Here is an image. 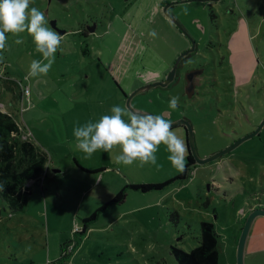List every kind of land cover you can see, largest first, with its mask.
Returning <instances> with one entry per match:
<instances>
[{"label":"rangeland","instance_id":"obj_1","mask_svg":"<svg viewBox=\"0 0 264 264\" xmlns=\"http://www.w3.org/2000/svg\"><path fill=\"white\" fill-rule=\"evenodd\" d=\"M148 1L139 3L147 6ZM31 7L45 13L49 28L59 34V30L69 32L60 34L64 39L46 76L24 79L31 61L42 59L27 32L7 34L8 46L0 53V111L12 114L49 159L47 175L44 172L30 187L27 207L23 211L6 207L0 216V264H178L171 246L186 251L196 247L202 220L214 223L219 234V264H236L242 219L256 208L254 198L264 203V127L233 151L195 165L185 180L176 179L147 192L128 188L123 204L114 203L99 212L115 191L116 178L106 173L104 188V182L95 184L92 174H74L73 129L111 114L113 106L127 107L118 84L123 82L121 71L140 44L162 56L171 69L191 42L162 9L149 23L144 18L139 23L138 18L125 17V0H31ZM169 11L197 43L198 51L186 64L202 62L216 81L199 86L195 99L185 95L183 82L157 86L136 95L132 106L154 115L168 112L171 121L188 119L204 158L227 148L264 115V0H196L175 4ZM85 27L96 29L101 36L75 33ZM152 30L156 38L148 35ZM18 38L24 42L16 44ZM99 49L105 51L103 62L98 61ZM119 60L116 72L113 62ZM7 77L16 84L7 82ZM20 84L28 88L23 95ZM248 92L252 100L244 97ZM173 96L179 97L175 110L169 108ZM99 97L104 99L103 105L98 103ZM54 113H62L61 125L53 119ZM247 116L252 124L247 123ZM174 130L186 142L184 128ZM114 151L95 152L91 158L79 151L77 156L91 165L102 160L111 164L120 154V150ZM134 175L142 180L155 178L146 167ZM174 211L180 217L177 225L168 215ZM96 212V219L80 234L83 219ZM245 261L264 264V216L252 225Z\"/></svg>","mask_w":264,"mask_h":264},{"label":"clouds","instance_id":"obj_2","mask_svg":"<svg viewBox=\"0 0 264 264\" xmlns=\"http://www.w3.org/2000/svg\"><path fill=\"white\" fill-rule=\"evenodd\" d=\"M30 4L31 0H0V53L8 46L7 34L19 36L27 32L35 51L42 56L41 60L31 61L25 80L49 73L64 39L47 26L45 13L38 8H30ZM148 35L156 38L157 33L152 30ZM23 42V39L15 40L16 44ZM178 103L179 97L173 96L169 108L177 109ZM110 112L96 122L89 121L73 129L75 146L85 154V158H91L98 150L110 153L119 148L120 154L114 157L115 163L131 166L138 162L140 167L152 165L159 170L163 165L158 163L157 153L163 145L172 168L185 171L188 146L173 129L168 112L150 115L121 106H113Z\"/></svg>","mask_w":264,"mask_h":264},{"label":"trees","instance_id":"obj_3","mask_svg":"<svg viewBox=\"0 0 264 264\" xmlns=\"http://www.w3.org/2000/svg\"><path fill=\"white\" fill-rule=\"evenodd\" d=\"M211 15L214 18L216 17L214 12ZM182 64L183 61L180 63V66ZM7 82L16 84V80L9 77H7ZM118 86L123 96L126 97L127 94L119 84ZM6 87L9 88L8 85ZM19 87L21 95H23V85L20 84ZM48 160L47 154L43 150H40L30 136L24 135L21 124L14 120L12 114L0 111V216L6 207L12 211H23L27 207L31 196L30 187L36 184L41 177L43 178ZM75 163L80 170L87 171L77 162ZM194 167L193 156L188 154L185 171L180 172L175 178L163 183H129L115 194L111 202L101 207L99 212L106 210L112 203L122 204L126 199V190L128 188L144 192L162 189L176 179L185 180L188 178ZM253 201H256L254 207H264L261 198H254ZM169 214L170 222L177 225L180 221L177 211L168 212ZM248 214L242 219L236 243ZM96 217L97 212L89 218L83 219V228L80 234L85 233L87 224L96 219ZM218 243L219 234L217 233L215 224L202 220L200 222L199 244L190 251L177 246H171V253L178 264H219ZM64 251L65 246L63 253ZM63 257L65 256L63 255L60 260Z\"/></svg>","mask_w":264,"mask_h":264},{"label":"crops","instance_id":"obj_4","mask_svg":"<svg viewBox=\"0 0 264 264\" xmlns=\"http://www.w3.org/2000/svg\"><path fill=\"white\" fill-rule=\"evenodd\" d=\"M140 1H142V0H133V1L132 0H125L126 6H127L126 10H128V12L124 15L125 17L132 16V18L133 17L138 18L137 22H139V23L143 22L142 18L145 19L144 20L145 23H149L151 21L156 20L157 17H159V15L162 14L161 13L162 5L164 3L169 2V0H153V1L150 0V1H148L147 6H145L144 2L139 3ZM138 5H139V7H138ZM136 6L138 7V9L136 8ZM128 7H129V9H128ZM129 11H131V12L129 13ZM75 31H77V32H75L77 34L80 33L82 35H85V36L88 35V36H92L94 38L101 36V35L96 33V29L92 30L90 33H84L85 31L83 28L75 30ZM68 32L69 31L66 30L65 33H68ZM97 54L99 56L98 61L103 62L102 59H103V55L105 54V51L103 49H99ZM120 60L117 62L116 61L113 62L114 63L113 68H112L113 70H115V71L119 70L120 65H117V64L120 63ZM169 69H170V65L168 64V62L166 60H164L162 58V56L154 53L151 48H150V50H148L145 48V46L143 44H140L139 47L135 50V52L132 54V57L129 60V63L127 64V67L124 68L123 71H121V79L123 82H120L121 83L120 87L128 95L136 87H140L141 85H143L145 83L164 79V77L167 73L166 71H169ZM138 82L140 84H138ZM4 88H6V86ZM124 99H125V97H124ZM97 101L101 105L104 104V99L102 97H99ZM55 103H56V100H55ZM62 118H63L62 113H54L53 114V119L58 123V125H61V119ZM76 119L79 120V118H76ZM94 119H92V120H94ZM21 127L23 129L24 135L26 136L27 134H26V131L24 129V126L21 125ZM177 128H179V127H177ZM182 138L184 139L185 137L182 136ZM70 140L73 141L72 147L74 148V150H72V154H73V158H74L73 167L75 168L73 170L74 174H79V172L81 174L82 172H84V171L80 170L75 165L76 164L75 162H77L81 167H83L84 169L87 170L85 173L92 174L91 176L94 178L93 180H96V181H94L95 184H97V183L101 184L104 182V188H105V174L106 173L113 174L114 177L116 178V183H117L116 186L117 187L115 186L116 187V188H114L115 191L110 192V194L107 197L108 200L105 201V204L109 203V201L111 199H113L115 194L118 191H120L125 185H127L129 183H135V184L163 183L165 181H168L170 179L175 178L180 173V171H177L176 169L172 168L171 164L168 161H162L163 159H167V155H168V153L166 152V149L163 145L161 147V150L158 151V153H157L158 156L162 157V160L158 161V163L162 164L163 167L160 168L159 170H157V168L155 166H152V165H145L143 167H140L138 162H134V164L131 166H124L122 164H117V163H115V161L112 162L111 164H106L103 160L100 162H94L93 165L83 163L79 160V158L77 156L79 150L75 146L76 145L75 137L70 138ZM117 151H119V148H115L114 152L116 153ZM104 153L105 152L103 150H98L96 152V154H104ZM45 154H46V152H45ZM51 161L56 163V160L51 159ZM46 167H47V165H46ZM144 167H146L147 169H149L153 172V175L155 177L154 179L145 178L142 180L140 178L135 177L134 174L136 172H138L139 170H141V168H144ZM134 169H136V170L133 174L132 171ZM55 171H58V170H55ZM45 172L47 175V171H45ZM158 174L163 178V180H161L162 178L160 180H158V178H159ZM75 176H78V175H75ZM94 185H92V186H94ZM103 194L105 197V192ZM101 197L102 196H99V198H101ZM112 204H114V203H112Z\"/></svg>","mask_w":264,"mask_h":264},{"label":"water","instance_id":"obj_5","mask_svg":"<svg viewBox=\"0 0 264 264\" xmlns=\"http://www.w3.org/2000/svg\"><path fill=\"white\" fill-rule=\"evenodd\" d=\"M192 1H196V0H177L174 2H168V3L163 5L162 10H163L164 15L168 19H170L174 23V25L178 28V30L190 40L191 46L187 50L183 51L178 56V58L175 60V62L173 64V67H171V69L168 71V73L166 74L164 79L145 83V84L141 85L139 88H137L136 90H134L133 92L129 93L125 97L126 106L128 108H131L135 111H138V112H141L144 114L154 115V114L147 112V111L135 109L132 106V99L136 95L143 93V92H145L151 88H154L157 86H161V87L169 86L170 83L173 82L175 77H176L179 64L188 55L192 54L195 51V48L197 46L196 40L192 38V36L187 32L185 27L169 11L170 8L175 4L187 3V2H192ZM198 1H203V2L210 1V2H212V1H219V0H198ZM53 25H54V27H56V21H53ZM59 32H60V34H64L66 32V30H59ZM188 84L189 85L185 88V92L188 95V97H191L192 94L194 93V90H195V84L191 83L190 79L188 80ZM171 122H172L173 128H177V127H184L185 128L186 144L188 146V154H191L193 156L194 165L206 164V163H208L212 160H215L216 158H218V157H220L226 153L233 151L234 149H236L239 145H241L246 140L254 138L255 136L259 135L260 131L264 127V117H263V119L259 122L258 126L255 128V130H253L252 132L238 138L236 141L231 143L227 148L203 158L200 156V154L198 152L195 133H194L192 123L189 120L184 119V118H180V119H177V120H174ZM259 216H264V207L253 208L246 217L245 223L243 225L242 231L240 233V236H239V239L237 242L236 264H246L245 256H246V247H247L248 236H249L250 230L252 228V225H253L255 219Z\"/></svg>","mask_w":264,"mask_h":264},{"label":"flooded vegetation","instance_id":"obj_6","mask_svg":"<svg viewBox=\"0 0 264 264\" xmlns=\"http://www.w3.org/2000/svg\"><path fill=\"white\" fill-rule=\"evenodd\" d=\"M164 4H166V3H164ZM163 4V5H164ZM163 5H162V7H163ZM128 9H129V7H128ZM153 22V21H152ZM92 30H94V28H88V29H86V27L84 28V33H90ZM198 51V47L196 46V48H195V52H197ZM195 52H193L192 54H190V55H188L184 60H183V64L180 66V64H179V67H178V70H177V74H176V77H175V79H174V81L173 82H175V81H178V82H183L184 84V86H185V88L189 85L188 84V80L190 79L191 80V83H193V84H195V90H194V93L192 94V96L191 97H189V98H191V99H195L196 98V94H200V92H198L197 91V88L200 86H206L207 84H211V85H214L213 83L216 81L214 78H213V72L211 71V70H209L208 68H206V66H203L202 65V62L201 63H193V62H191V63H188V64H186V59L187 58H189L191 55H193ZM213 61V60H212ZM232 70H233V66H232V68H231ZM190 73V74H189ZM189 75V76H188ZM232 75H233V82H234V84H236V82L238 83V79H237V77H236V75H235V73H234V70H233V72H232ZM173 82H171V83H173ZM243 83H245V85L247 86V84H248V82H243ZM250 85V84H249ZM248 85V86H249ZM239 88V87H238ZM240 90H241V88H240ZM239 90V91H240ZM252 90V88H250V87H248V91H251ZM185 95L188 97V95L186 94V92H185ZM243 96V95H242ZM217 96L215 95V98H216ZM244 97L245 98H250V100H252L251 99V93L250 92H248L247 93V95L245 94L244 95ZM264 104V103H263ZM262 104V105H263ZM253 107V112L255 111V108H254V106H252ZM252 107H251V110H252ZM242 108L245 110V108H244V106L242 105ZM254 115V114H253ZM182 117V116H181ZM263 117H264V115L258 120V122L255 124V126H254V128L252 129V130H250V131H245L243 134H248L249 132H252L253 130H255V128L258 126V124H259V122L263 119ZM184 119H186L185 117H183ZM253 118L255 119V118H257V117H254L253 116ZM188 120V119H187ZM247 123H249V124H252V120H250V118H249V116H247ZM182 128H184V127H182ZM184 130H185V128H184ZM186 132V131H185ZM242 134V135H243ZM241 135V136H242ZM192 156V155H191Z\"/></svg>","mask_w":264,"mask_h":264},{"label":"built area","instance_id":"obj_7","mask_svg":"<svg viewBox=\"0 0 264 264\" xmlns=\"http://www.w3.org/2000/svg\"><path fill=\"white\" fill-rule=\"evenodd\" d=\"M24 92H25V93L28 92V88H24V87H23V93H24Z\"/></svg>","mask_w":264,"mask_h":264}]
</instances>
